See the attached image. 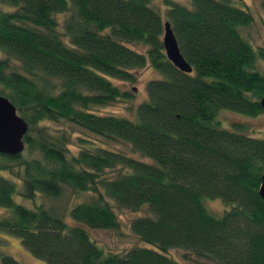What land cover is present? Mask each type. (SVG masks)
<instances>
[{
  "label": "trees",
  "instance_id": "16d2710c",
  "mask_svg": "<svg viewBox=\"0 0 264 264\" xmlns=\"http://www.w3.org/2000/svg\"><path fill=\"white\" fill-rule=\"evenodd\" d=\"M153 1L0 0V96L28 124L24 151L0 154V208L9 212L0 232L18 237L44 264H180L171 249L198 264H264V139L217 120L221 111L264 114V50L242 34L252 15L234 0H167L163 18ZM57 15L68 16L62 33ZM165 23L190 74L165 55ZM146 66L157 77L132 118L97 113L130 101L120 85ZM66 190L93 196L69 217L38 200ZM206 200L220 201L224 212L212 214ZM112 202L146 208L130 229L150 248L105 254L90 238V231L118 228ZM0 264L20 263L0 252Z\"/></svg>",
  "mask_w": 264,
  "mask_h": 264
},
{
  "label": "rangeland",
  "instance_id": "374dc122",
  "mask_svg": "<svg viewBox=\"0 0 264 264\" xmlns=\"http://www.w3.org/2000/svg\"><path fill=\"white\" fill-rule=\"evenodd\" d=\"M167 0H154L153 6L157 8L162 14L163 18L165 17V6L164 2ZM176 2L187 4L188 0H175ZM237 4L242 6L244 9L249 11L252 15L253 22L246 28L242 34L245 39L253 46L255 49L264 50V0H234ZM67 15H57V20L59 22L58 31L62 33L63 24L65 23ZM133 49L135 47H132ZM4 54H0V59H5ZM11 68L14 71L20 72V65L18 63L11 61ZM258 68L261 71H264V62L261 60L258 61ZM136 75V81L133 83H125L120 85V87L127 91L131 95L130 101L125 102H114L106 109H96L97 113L100 114H113L126 118H132L134 114L135 107L146 99V85L151 80L157 77L149 66L146 68L137 70L133 72ZM217 120L224 128H231L232 125L240 126L243 129V133L247 136H253L259 139H264V114L256 117H246L239 114H235L228 111H221L217 115ZM66 127L65 125L49 126L51 131H56ZM68 131V130H67ZM75 135L73 138H75ZM92 138V137H90ZM93 139V138H92ZM98 144L102 145L103 142L97 141ZM106 147L111 150L121 152L128 156H132L138 160L147 161V159L141 158L138 154H133L128 145L116 144L107 142ZM72 151H75V146L70 147ZM120 170L115 169L113 171H107L104 174L106 178H112L119 173ZM103 178V177H102ZM92 193H82L80 195H74L71 191L66 190L63 196L57 200H48V199H38L41 202L45 203L47 207L53 206L55 210L60 213L61 211L66 214V211L76 204L84 201H88L92 198ZM14 201L17 204L24 205L28 208H34L30 203L22 200L20 196H15ZM206 207L209 212L215 215H221L225 207L218 201H205ZM112 210L118 221V228L113 230H103V231H90V238L104 251L105 254H121L131 250L134 247H144L150 248L145 244L140 243L138 238L133 234L130 229V223L137 217L147 216L146 208H142L136 212L128 211L119 208L113 202L110 203ZM69 211L67 213L69 217ZM9 212L0 208V219L6 216ZM69 220V218L67 219ZM0 252L2 255H7L15 259L20 264H44L41 260L34 258L30 252L22 245L20 239L16 236H13L7 232H0ZM168 256L171 257L174 261L179 262L180 264H198L200 262L195 256H190L183 250L171 249L168 252Z\"/></svg>",
  "mask_w": 264,
  "mask_h": 264
},
{
  "label": "water",
  "instance_id": "95a60500",
  "mask_svg": "<svg viewBox=\"0 0 264 264\" xmlns=\"http://www.w3.org/2000/svg\"><path fill=\"white\" fill-rule=\"evenodd\" d=\"M162 44L168 61L180 72L190 74L192 69L181 56L169 23L164 25ZM260 105L264 112V96ZM27 130L28 124L18 116L15 107L7 98L0 96V154L11 157L20 155L25 148L24 137ZM258 193L264 211V172Z\"/></svg>",
  "mask_w": 264,
  "mask_h": 264
}]
</instances>
